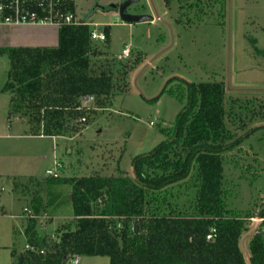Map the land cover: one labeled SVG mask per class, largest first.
I'll return each mask as SVG.
<instances>
[{
  "label": "trees",
  "instance_id": "16d2710c",
  "mask_svg": "<svg viewBox=\"0 0 264 264\" xmlns=\"http://www.w3.org/2000/svg\"><path fill=\"white\" fill-rule=\"evenodd\" d=\"M164 2H177L183 14L195 12L199 19L211 17L216 5L224 9L220 0ZM91 31L63 26L56 47L0 49L10 64L4 89L10 95L8 119H23L27 136L71 138L127 92L129 75L143 59L108 58V28L103 46ZM180 82L187 105L176 129L133 161L132 176L48 178V185L71 187L73 218L52 235L40 232L38 219H27L25 246L35 250L13 246L12 264H72L81 257H107L110 264H264V230L251 237L247 263L239 246L249 231L246 216L228 209L231 190L223 164L242 139L234 141L228 129L236 114L226 110L224 84ZM85 99L93 106H84ZM263 108L250 111L249 121L264 118ZM184 183L186 200L177 202L173 187ZM40 201L37 196L28 205L36 215Z\"/></svg>",
  "mask_w": 264,
  "mask_h": 264
},
{
  "label": "rangeland",
  "instance_id": "374dc122",
  "mask_svg": "<svg viewBox=\"0 0 264 264\" xmlns=\"http://www.w3.org/2000/svg\"><path fill=\"white\" fill-rule=\"evenodd\" d=\"M74 1L78 18L94 29L108 28V58L118 59L126 47L131 59L141 57L143 63L130 73L127 92L117 94L110 108L99 113L82 133L71 138L34 137L26 141L25 149L17 141L16 150L26 155L27 163H18L11 174L0 176V264H11L13 245L22 250L26 244L25 222L13 217L24 216V208L31 209L32 198L42 200L37 215L42 234L52 235L60 224L71 220L72 189L64 184L48 185L47 171L58 172L61 180L95 173L132 176L133 161L164 143L165 131L176 129L187 105L180 80L194 85L223 83L226 110L236 114L228 129L234 141L242 140L225 155L223 169L231 190L228 209L246 216L249 226L239 243L249 263L251 237L264 230V221L259 222L264 220V118L259 114L249 121L250 111L259 113L264 107V0H220L224 9L216 5L211 17L201 19L195 12L183 14L177 2L167 7L164 0H139L128 8V15L152 20L132 25L122 20L118 10L128 0ZM22 30L14 37L23 35L27 40L15 45L32 47L44 43L34 38L46 36L51 40L47 45H58L56 29ZM9 43L15 42H8L0 32V49L12 47ZM95 43L103 46L105 42ZM9 69L8 58L0 54V122L4 121L6 130L11 128L7 121L10 95L4 90ZM14 118V129L18 122L27 128L24 120ZM172 199L186 200L185 183L173 187ZM13 228L18 233L13 235ZM78 261L110 264L107 257H81Z\"/></svg>",
  "mask_w": 264,
  "mask_h": 264
},
{
  "label": "built area",
  "instance_id": "2783aa9c",
  "mask_svg": "<svg viewBox=\"0 0 264 264\" xmlns=\"http://www.w3.org/2000/svg\"><path fill=\"white\" fill-rule=\"evenodd\" d=\"M75 12L74 0H0V28L52 27L59 30L63 26H89L92 29L91 39L94 42L104 43L107 41V35L104 30L94 29L87 20L78 18ZM129 57L130 51L125 47L118 59L126 60ZM81 122H85V120L82 119ZM57 167L61 169L60 164ZM46 174L53 179L60 178L56 171H47ZM23 213L26 219L38 218L28 208H25ZM261 221L264 220L259 222ZM207 239L210 240L211 237L208 236ZM25 249L35 250L29 245H26ZM78 263V259L73 261V264Z\"/></svg>",
  "mask_w": 264,
  "mask_h": 264
},
{
  "label": "crops",
  "instance_id": "0c3cea01",
  "mask_svg": "<svg viewBox=\"0 0 264 264\" xmlns=\"http://www.w3.org/2000/svg\"><path fill=\"white\" fill-rule=\"evenodd\" d=\"M27 28H34V27L0 28V32L4 36V38L8 40V42H12V41L15 42V43H9L10 45H8V46L23 47V45H15V44H16V42H23V41L27 40V38L23 35H20L21 38L19 39V37H14V34H16L17 31H23L22 29H27ZM37 28H41V27H37ZM43 28L56 29V28H52V27H43ZM56 31H57V38H58L59 32L57 29H56ZM20 33H22V32H20ZM46 35H49V34H46ZM46 37L45 38H41V37L34 38L35 42H44V43H42V44L36 43V45L32 46V48H34V47H51V45H47V42H50L51 40H48L49 38H46ZM57 41H59V40L57 39ZM52 42H53V39H52ZM90 103L93 104L90 100L85 101L84 106L88 107V105ZM14 119H16V118L13 117V118L7 120L9 123V126L11 127V128H9V130L5 129L6 127H5L3 120H2V123L0 122V176L11 174L10 171L13 167L18 168L20 166V165L15 166L18 163H22V162L27 163L26 155L23 154L21 150H19V151L16 150L15 145H16V143H18L17 141H19V143H21V144H19L21 146V148L25 149V146H27L26 141H30V140H32V138H34L32 136L26 135L27 128L24 129V127L20 126V125H22V122H18L17 126H19V127H17V129H14V127H15ZM26 127H27V125H26ZM37 138H44V137H37ZM53 139H55V138H53ZM17 147L19 148V146H17ZM21 148H19V149H21ZM28 161H30L29 158H28ZM15 186H16V184H15ZM26 208H28V207H26ZM1 213L2 214L4 213L3 210L1 211ZM13 218L19 219V220L25 222V227H24V231H25L27 219L24 218L23 215H17V216H14ZM72 218H73V216L69 219L72 220ZM24 231H23V233H24ZM15 232L18 233V230L16 231L13 228L12 234L14 235ZM12 261L13 260L11 257V264H12ZM78 264H81V263H78Z\"/></svg>",
  "mask_w": 264,
  "mask_h": 264
},
{
  "label": "water",
  "instance_id": "95a60500",
  "mask_svg": "<svg viewBox=\"0 0 264 264\" xmlns=\"http://www.w3.org/2000/svg\"><path fill=\"white\" fill-rule=\"evenodd\" d=\"M139 0H128L127 2H125L122 6L119 7V12H120V16L122 18V20L129 25L132 24H136V23H141V22H146L148 20H152L148 17H135V16H130L128 15L127 11L128 8L134 4L137 3ZM113 8V7H112ZM113 9H116V7H114ZM85 101H89L88 99H85Z\"/></svg>",
  "mask_w": 264,
  "mask_h": 264
}]
</instances>
